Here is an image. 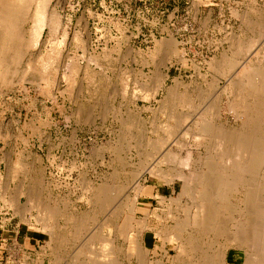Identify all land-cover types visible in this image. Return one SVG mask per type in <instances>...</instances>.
I'll list each match as a JSON object with an SVG mask.
<instances>
[{
	"label": "rangeland",
	"instance_id": "374dc122",
	"mask_svg": "<svg viewBox=\"0 0 264 264\" xmlns=\"http://www.w3.org/2000/svg\"><path fill=\"white\" fill-rule=\"evenodd\" d=\"M12 1H0L20 32L0 56V264H260L264 211L248 206L264 203V164L247 171L238 135L253 131L249 107L264 110V0ZM141 164L155 170L138 192ZM174 176L176 192L155 191ZM129 197L138 206L118 221ZM41 209L57 212L53 229Z\"/></svg>",
	"mask_w": 264,
	"mask_h": 264
},
{
	"label": "bare ground",
	"instance_id": "6f19581e",
	"mask_svg": "<svg viewBox=\"0 0 264 264\" xmlns=\"http://www.w3.org/2000/svg\"><path fill=\"white\" fill-rule=\"evenodd\" d=\"M0 1H2V0H0ZM7 0H5V2H6ZM9 1V0H8ZM14 1V0H13ZM12 1V2H13ZM21 1H23V0H21ZM29 1H31V0H25V2H29ZM33 1V0H32ZM48 1H50V0H41V2L39 3V4H41V6L37 3V6L36 7H42V10H46V6L48 5ZM3 2H4V0H3ZM4 2V3H5ZM11 2V3H12ZM17 2V1H16ZM24 2V1H23ZM22 2V3H23ZM24 2V3H25ZM8 3V2H7ZM7 3H5V5L7 4ZM23 3V4H24ZM0 4H1V2H0ZM31 4V3H30ZM33 4V3H32ZM4 5V4H3ZM3 5H0L1 6V9H4V8H2V6ZM21 5V4H20ZM26 5H28V4H26ZM39 5V6H38ZM7 6H9V5H7ZM12 6V5H11ZM6 7V6H5ZM28 7V6H27ZM39 7V8H40ZM38 8V9H39ZM1 9H0V41H2V46H3V48H2V46L0 47V49H4L2 52H0V56L1 57H3V59H8V58H6V53L7 52H5V49H8L7 48V46H9L8 44H10L12 41H13V39L15 40L16 39V37H19V27H18V29H17V23H18V21H17V23L14 21V20H17V19H14L13 17H14V9L13 8H10V6H9V8H7L6 7V10L4 9L2 12H3V15H2V12H1ZM9 9V10H8ZM36 9V8H35ZM41 9V8H40ZM39 9V10H40ZM10 12V16L8 15L9 14V12ZM33 10V9H32ZM38 10V11H39ZM17 11V10H16ZM8 12V13H7ZM43 12V11H42ZM46 11H44V13H45ZM17 13V12H16ZM34 13V12H33ZM43 15H45V14H43ZM42 15V16H43ZM23 16V15H22ZM41 16V12H40V17H42ZM31 17V16H30ZM36 17V16H35ZM39 17V18H40ZM47 18V17H46ZM58 17H56V15L54 16V15H51L50 16V18H49V21L48 22H50L51 24H55L57 21L56 20H58L57 19ZM26 19V18H25ZM35 19V18H34ZM38 19V18H37ZM41 19H42V21L45 19V18H40V20L38 19V22L40 23V24H38L37 26H36V24H37V22H36V24H34L33 26H35V28L34 29H32L31 31L32 32H34L35 30H37L38 32H36L35 31V34L37 33V35L38 36H40L41 35V32H42V29H43V27H44V25H46L45 23H44V21L42 22L41 21ZM21 20V19H20ZM33 20V19H32ZM35 21H37V20H35ZM41 21V22H40ZM20 22V21H19ZM47 22V21H46ZM53 24V25H54ZM52 26V25H51ZM35 34H33V35H35ZM37 36V37H38ZM32 37V36H31ZM21 38V37H20ZM19 38V39H20ZM35 38H36V36H35ZM24 39V38H23ZM22 39V40H23ZM34 39V38H33ZM18 40V39H17ZM21 40V39H20ZM15 42V41H14ZM27 42V41H26ZM15 43H17V46L19 47V45H18V42H15ZM14 45V44H13ZM255 45V44H254ZM16 46V47H17ZM12 47V46H11ZM12 49V48H11ZM8 50H10V47H9V49ZM248 50H249V48H248ZM1 51V50H0ZM12 51V50H11ZM20 55H22V54H20ZM24 55V54H23ZM11 57V56H10ZM22 57V56H21ZM12 58H14V57H12ZM19 58V57H18ZM229 58V57H228ZM2 58H0V60H3ZM7 61V60H6ZM11 61H12V59H11ZM20 61V60H19ZM0 62H2V61H0ZM4 62V61H3ZM2 62V63H3ZM29 62H30V60H29ZM16 64V63H15ZM257 64V63H256ZM2 65V64H1ZM5 65V64H4ZM17 65V64H16ZM234 66V65H233ZM229 68V67H228ZM227 68V69H228ZM7 69V68H6ZM2 70H4V69H2ZM262 70V69H261ZM1 72V71H0ZM5 72V71H4ZM257 76V75H256ZM255 77V76H254ZM261 78V77H260ZM1 79V78H0ZM255 79H256V77H255ZM247 80V79H246ZM244 81V80H243ZM257 82V80H254V82ZM254 82H252L254 85L256 84V82L254 83ZM259 83H260V81H259ZM211 84H213V83H211ZM217 84V83H216ZM243 84V83H242ZM250 84L251 83H249V86H250ZM253 84H251V88L254 86ZM261 85V84H260ZM247 86H248V84H247ZM255 86H257V85H255ZM255 88V87H254ZM253 88V89H254ZM264 92V91H263ZM173 93V92H172ZM168 95V94H167ZM176 97V96H175ZM254 97H255V95L254 94H252L251 95V98H253L254 99ZM257 97L258 96H256V99H257ZM166 98H168V97H166ZM169 99V98H168ZM162 102V101H161ZM167 102H168V100H167ZM166 102V103H167ZM166 105H168V104H166ZM163 106V105H162ZM256 106V105H255ZM165 108V107H164ZM177 114V113H176ZM247 115H249V116H253V117H251L250 118V120H251V122H252V126H253V131H251V133L250 134H248V136H247V138L243 135L242 136V134L243 133H240L239 135H238V137H239V142H241L240 144L243 146V148H245L246 150H248V163H247V167H248V170L247 171H249L251 174H253V173H257V171L259 170V168L261 167V164H264V152H262V151H260V150H258V149H256V145L258 144V145H264V136L261 134H259V133H257V131L260 129V127H259V125H260V120H261V116H263L264 115V110H261V107L259 106V101H258V106H256V107H249L248 108V110H247ZM255 116H256V118H255ZM187 118V117H186ZM249 120V121H250ZM163 123V122H162ZM155 124V123H154ZM206 126V125H205ZM203 127V128H205L206 129V127ZM172 128V127H171ZM174 128V127H173ZM207 130V129H206ZM141 131V130H140ZM210 132V131H209ZM256 132V133H255ZM156 133V132H155ZM171 133V132H170ZM121 134V133H120ZM172 134V133H171ZM170 134V135H171ZM122 135V134H121ZM263 136V137H262ZM132 137V136H131ZM164 138V137H163ZM152 139V138H151ZM159 139V138H158ZM155 140V139H154ZM161 140V139H160ZM160 140H158V142L160 141ZM151 142H152V140H151ZM164 142V141H163ZM166 142V141H165ZM165 142H164V144H165ZM137 143V142H136ZM154 142H152V144H153ZM167 143V142H166ZM155 144H157V143H155ZM155 146V145H154ZM158 146V145H157ZM161 146H163V145H161ZM183 146H184V144H183ZM258 148V147H257ZM161 150V149H160ZM171 150V149H170ZM118 152V151H117ZM166 152V151H165ZM171 153V155H172V152H167V154L169 155ZM190 153V152H189ZM137 154H139V153H137ZM142 155V154H141ZM163 155H165V154H163ZM168 155H167V158H168ZM117 156V155H116ZM119 157V156H118ZM147 157V156H146ZM166 158V157H165ZM120 159V158H119ZM190 159V158H189ZM168 160V159H167ZM121 161V160H120ZM124 161V160H123ZM161 161V160H160ZM117 162V161H116ZM119 162V161H118ZM156 163V162H155ZM116 164V163H115ZM120 164H122V163H120ZM172 165V164H171ZM210 165V164H209ZM242 165H244V161H242ZM123 166V165H122ZM234 166L236 167V169H238L239 171H244V169H243V166H241V163L239 164L238 162L237 163H235L234 164ZM146 165H142L141 164V166H140V169H142L141 171H138L140 174H138V178L135 180L136 181V190L138 191V192H140V188H141V184H140V178H142L141 177V175L144 173V172H146V171H150V172H152V171H154L155 169V166L154 165H149V167L146 169ZM211 167V166H210ZM227 167V166H226ZM232 167V166H231ZM214 168V167H213ZM225 168V167H224ZM246 168V167H245ZM139 169V168H138ZM173 169V168H172ZM26 170V169H25ZM226 170V169H225ZM137 173V172H136ZM209 173V172H208ZM145 174V173H144ZM155 174V173H154ZM179 174H180V172H179ZM231 174V173H230ZM240 174V173H239ZM239 174H237V175H239ZM209 175H210V173H209ZM241 175V174H240ZM232 176H235V175H232ZM232 176H231V179H235V178H232ZM184 177V176H183ZM204 177V176H203ZM227 177H229V176H227ZM243 176H241L240 178H242ZM206 178H209L208 177V175H207V177ZM206 178H204L203 180H205ZM213 178H214V176H213ZM236 178H238V177H236ZM257 178V177H256ZM216 179V178H215ZM221 179V178H220ZM36 180V179H35ZM188 180V179H187ZM202 180V179H201ZM202 180V181H203ZM208 180V179H207ZM223 180V179H222ZM236 180V179H235ZM221 181V180H220ZM227 181V180H226ZM232 181V180H231ZM188 182V181H187ZM198 182H200V181H198ZM197 182V183H198ZM210 182V181H209ZM214 182H215V180H214ZM218 182V181H217ZM186 183V182H185ZM200 183H202V184H204L203 182H200ZM206 183V182H205ZM221 183V182H220ZM224 183V182H223ZM187 184H190V183H187ZM199 184V183H198ZM214 184V183H213ZM241 184V183H240ZM243 184V183H242ZM210 185H212V184H209L208 185V183H207V186H210ZM225 185V184H224ZM227 185H228V183H227ZM236 185V184H235ZM102 186V185H101ZM184 186V188H185V185H183ZM188 186V185H187ZM206 186V187H207ZM219 186V185H218ZM190 187V186H189ZM189 187H186V188H188L189 189ZM211 187V186H210ZM213 187H215L214 185H213ZM212 187V188H213ZM217 187V186H216ZM216 187H215V189H216ZM225 188H228V187H225ZM255 188V187H254ZM207 189V188H206ZM214 189V190H215ZM253 188H249V190H252ZM208 190H210L209 188H208ZM217 190V189H216ZM256 191H257V189H255ZM255 190H252V191H255ZM183 191V190H182ZM211 191H212V189H211ZM224 191V190H223ZM252 191H251V193H248L247 194V197H246V202H248V205H249V203H251L252 201H253V199L255 198V199H258L257 198V196L255 197L254 196V198H252ZM263 191V190H262ZM203 192H204V190H203ZM202 192V193H203ZM42 193V192H41ZM40 193V194H41ZM202 193L200 194L201 196H204V194L205 193H203V195H202ZM206 193H207V195H209V194H211V192L209 193L208 191H206ZM217 193V192H216ZM258 193H260V191L258 190ZM257 192H256V194H258ZM37 194V193H36ZM192 194V193H191ZM223 194H224V192H223ZM255 194V192H254V194L253 195H256ZM226 195V194H225ZM259 196L258 197H260L261 195L260 194H258ZM97 197H98V200H100V201H102V202H109L110 201V192H109V190L107 189V187L105 188V185H103L102 187H100L99 188V190H98V193H97V195H96ZM29 197V196H28ZM30 197H31V195H30ZM179 197H180V195H179ZM10 198V197H9ZM32 198V197H31ZM31 198H29L30 200H31ZM90 198V197H89ZM107 198H109L108 200H107ZM132 198H128L124 203H123V208H121V205L119 206V209L117 210V212H116V219H118V221L121 219V217L123 216L122 214H123V212H124V209H125V207L127 208V211H129V212H131V210L133 209H135L134 207L136 206H138V205H136L137 204V199H135V201L134 200H131ZM207 199H209L208 197H206V200ZM254 199V200H255ZM5 200V199H4ZM33 200V199H32ZM204 200V199H203ZM211 200V199H210ZM259 200V199H258ZM264 199H263V195H262V200L260 201V202H262ZM34 201V200H33ZM164 201V200H163ZM257 200H255V202H256ZM28 202V201H27ZM39 202V201H38ZM179 202V201H178ZM195 202V201H194ZM245 202V204H247ZM264 202V201H263ZM262 202V203H263ZM16 203V202H15ZM29 203V202H28ZM37 203V202H36ZM176 203V202H175ZM197 203V202H196ZM195 203V204H196ZM209 203V202H208ZM215 203V202H214ZM32 204V203H31ZM134 204V205H133ZM205 204V203H204ZM207 204V203H206ZM255 204V203H254ZM258 202L256 203V205L258 206ZM50 205V204H49ZM127 205V206H126ZM263 206H264V203L262 204ZM262 205L260 204L258 207H256V208H250L249 206H248V208H249V210H251V211H253L254 212V210L257 212V214H262L261 212H263L264 211V207H262ZM40 206V205H39ZM29 207V206H28ZM31 207H34V206H31ZM42 207H44V206H42ZM191 207V206H190ZM25 208H27V206H25ZM49 208V207H48ZM48 208H46L47 210H48ZM248 208L247 209H245V210H247L248 212H250L249 210H248ZM31 209V208H30ZM44 209V208H43ZM200 210H203V211H207L208 213H209V215L212 213V210H214V208L212 207V206H209V204H208V206H206V205H203V206H201L200 208H199ZM22 210V209H21ZM25 210V209H24ZM38 210V209H37ZM42 210V209H41ZM50 210V209H49ZM19 212H20V210H18ZM43 211V210H42ZM41 211V212H42ZM56 211H57V209H56ZM43 212H45V210L43 211ZM173 212V211H172ZM206 212V213H207ZM214 212V211H213ZM47 213H50V212H48V211H46L45 213H41L42 215H44L45 216V218H46V215H47ZM132 213V212H131ZM205 213V214H206ZM187 214H188V212H187ZM246 214H249V213H246ZM251 214V213H250ZM264 214V213H263ZM41 215V216H42ZM53 215V216H52ZM115 215V214H114ZM253 215V214H252ZM258 215V216H259ZM22 216V215H21ZM44 216H42V217H44ZM56 216H57V212H51L50 214H48V219L50 220V221H52L51 223H52V225H51V223L48 225L51 229H53L54 228V223H53V220L55 221V219H56ZM211 216H212V214H211ZM253 217V216H252ZM251 217V219L249 220V223L247 224V226H251L252 227V229H253V227H259V224H255V218L253 217L252 218ZM203 218V217H202ZM209 218H210V216H209ZM213 218V217H212ZM221 218V217H220ZM259 218V217H258ZM263 218V217H262ZM261 218V219H262ZM115 219V220H116ZM130 219V218H129ZM46 220H47V218H46ZM196 220V219H195ZM197 220H198V218H197ZM213 220V219H212ZM222 220V219H221ZM45 221V220H44ZM203 222H204V220H202ZM207 223L209 222V221H207V220H205ZM47 222H49V221H47ZM205 222V223H206ZM222 222V221H221ZM225 222V221H224ZM43 223H45V222H43ZM197 223V222H196ZM241 226H243L244 225V221H241ZM180 224V223H179ZM198 224L200 225L201 223L198 221ZM205 225V224H204ZM203 225V226H204ZM211 225V224H210ZM213 225V224H212ZM246 225V224H245ZM45 226H46V223H45ZM173 226V225H172ZM176 226V225H175ZM203 226H202V228H203ZM206 226H207V224H206ZM261 226V225H260ZM106 227V226H105ZM111 227V226H110ZM178 227V226H177ZM176 227V228H177ZM226 227V226H225ZM50 228L48 229V230H50ZM208 228V227H207ZM105 229V228H104ZM181 229V228H180ZM204 230H205V228H203ZM255 229V228H254ZM253 229V230H254ZM257 229V228H256ZM182 230V229H181ZM250 230V229H249ZM240 231V230H239ZM242 231V230H241ZM54 232V231H53ZM56 232V231H55ZM246 232V231H245ZM245 232L243 231V233L245 234ZM250 232V231H249ZM188 233V232H187ZM247 233H248V230H247ZM251 233V232H250ZM250 233H248V234H250ZM177 235V232L176 233H174V235ZM253 234V233H252ZM251 234V235H252ZM54 235V234H53ZM52 235V236H53ZM175 235V236H176ZM55 236H56V234H55ZM178 237H179V235H177ZM176 236V237H177ZM246 236V235H245ZM245 236H241V237H245ZM253 236V235H252ZM98 237V236H97ZM191 237H192V235H191ZM257 237H258V240H262V241H264V233H259V235H257ZM51 239V238H50ZM176 239V238H175ZM190 241V238L189 239H187V241ZM194 240H195V238H194ZM188 241V242H189ZM192 241V240H191ZM260 241H258L257 243H260ZM183 242V241H182ZM103 243V242H102ZM252 243V242H251ZM107 244V243H106ZM182 245V244H181ZM261 246H263L264 247V245H261ZM106 247V246H105ZM262 248V247H261ZM105 249V248H104ZM109 249V248H108ZM107 251V250H106ZM112 256H109L108 257V259L106 258V257H104L103 258V264H117V262L115 261V259L112 257ZM211 261V260H210ZM259 261H260V264H264V258H261V260L259 259ZM142 262V261H141ZM94 264V263H93ZM97 264V263H96ZM210 264H213L212 263V261H211V263Z\"/></svg>",
	"mask_w": 264,
	"mask_h": 264
},
{
	"label": "crops",
	"instance_id": "0c3cea01",
	"mask_svg": "<svg viewBox=\"0 0 264 264\" xmlns=\"http://www.w3.org/2000/svg\"><path fill=\"white\" fill-rule=\"evenodd\" d=\"M172 168L173 167L171 166L170 169H172ZM175 178H179V176L178 177L177 176L172 177V180H170V181L163 177L162 179L164 181L161 184L159 182H157V184H156V188H157V186H159L163 190H158L157 191V189H156L155 191L158 192V194H160L161 196H164V195L166 196V193H167L166 189H171V192H173V193L176 192L177 190H176V180H174ZM140 192H142V190H140Z\"/></svg>",
	"mask_w": 264,
	"mask_h": 264
}]
</instances>
